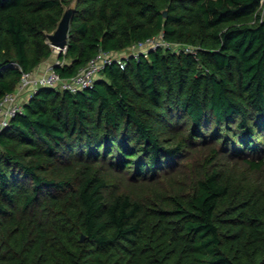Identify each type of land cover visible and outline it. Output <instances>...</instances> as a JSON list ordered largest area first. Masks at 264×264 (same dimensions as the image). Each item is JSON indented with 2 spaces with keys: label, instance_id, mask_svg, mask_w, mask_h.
I'll return each instance as SVG.
<instances>
[{
  "label": "trees",
  "instance_id": "1",
  "mask_svg": "<svg viewBox=\"0 0 264 264\" xmlns=\"http://www.w3.org/2000/svg\"><path fill=\"white\" fill-rule=\"evenodd\" d=\"M67 7L64 80L99 51L168 46L76 92H19ZM7 93L22 110L0 128V264H264V0H0Z\"/></svg>",
  "mask_w": 264,
  "mask_h": 264
},
{
  "label": "built area",
  "instance_id": "2",
  "mask_svg": "<svg viewBox=\"0 0 264 264\" xmlns=\"http://www.w3.org/2000/svg\"><path fill=\"white\" fill-rule=\"evenodd\" d=\"M159 46L166 47L162 36L147 38L144 42L133 44L130 52H121L118 55H112L99 51L85 66L80 68L76 75L70 79L64 80L54 71L53 66L48 68L44 74L38 75L31 72L22 73L19 92L37 90L39 87H55L61 90H70L76 92L79 89L86 88L91 85L92 80L100 72L101 68L108 63L116 60L120 68L124 66V60L130 55L138 58L140 55L147 56L151 50L157 49ZM188 50L189 48H185ZM65 48L63 49V52ZM22 104L18 101L17 96L7 93L0 101V128L5 126L7 120L15 114L21 112Z\"/></svg>",
  "mask_w": 264,
  "mask_h": 264
},
{
  "label": "rangeland",
  "instance_id": "3",
  "mask_svg": "<svg viewBox=\"0 0 264 264\" xmlns=\"http://www.w3.org/2000/svg\"><path fill=\"white\" fill-rule=\"evenodd\" d=\"M70 7H71V5H70ZM70 7L65 8V10L70 8ZM201 153H202V151L196 152L194 154H190L189 157L186 158V160H182V161L178 162L177 170L174 174H177L179 171H181L182 172L180 175V178H181L185 174H186V176H188L191 173H195L197 171V169L201 166L202 160L204 159V155H202ZM239 163H237L238 165H236V167L238 169H243V170L246 169V167H244L242 164H239ZM244 171H247V170H244ZM248 175H254V173H252V174L248 173ZM169 176H171V175H169ZM169 176H166V177H169ZM110 178H111L113 185H116L118 183L119 178L116 177L115 175L111 176ZM164 178L165 177H158L157 181H155V182L156 183L158 181H160V182H158L157 184L152 183L154 185V188H156L155 189L156 191H162V190L167 189V182L165 181ZM119 183L121 184V182H119ZM120 188H121V190H124V191L126 190V191L130 192L133 196H136V197H142V195L145 196V195L150 194V193H155V192H153L152 189L148 190V192H147V189H149V188H147V189L142 188L136 192L135 187L132 188V186L126 184L125 182H123L121 184ZM146 192H147V194H146Z\"/></svg>",
  "mask_w": 264,
  "mask_h": 264
},
{
  "label": "water",
  "instance_id": "4",
  "mask_svg": "<svg viewBox=\"0 0 264 264\" xmlns=\"http://www.w3.org/2000/svg\"><path fill=\"white\" fill-rule=\"evenodd\" d=\"M72 13H73V8L66 9L63 12L60 20L58 21L55 30L47 34V40L49 44L52 46L53 51H55L57 54L60 51H62L64 48L66 49ZM163 14L164 15L166 14L165 10L163 11ZM83 239L84 236L81 235L80 240Z\"/></svg>",
  "mask_w": 264,
  "mask_h": 264
},
{
  "label": "crops",
  "instance_id": "5",
  "mask_svg": "<svg viewBox=\"0 0 264 264\" xmlns=\"http://www.w3.org/2000/svg\"><path fill=\"white\" fill-rule=\"evenodd\" d=\"M57 62V53L55 51H53V54L50 58L44 60L42 63H40V65L37 67V69L35 70L36 73L44 74V72L50 68L51 66H53V64H55Z\"/></svg>",
  "mask_w": 264,
  "mask_h": 264
},
{
  "label": "clouds",
  "instance_id": "6",
  "mask_svg": "<svg viewBox=\"0 0 264 264\" xmlns=\"http://www.w3.org/2000/svg\"><path fill=\"white\" fill-rule=\"evenodd\" d=\"M66 48H67V46H66ZM66 50V49H65ZM60 52H63V50L62 51H60ZM65 52V51H64Z\"/></svg>",
  "mask_w": 264,
  "mask_h": 264
}]
</instances>
